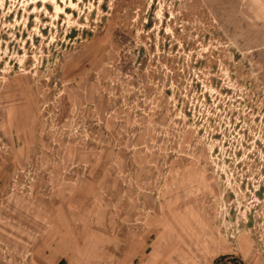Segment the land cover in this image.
I'll return each mask as SVG.
<instances>
[{
  "label": "rangeland",
  "instance_id": "374dc122",
  "mask_svg": "<svg viewBox=\"0 0 264 264\" xmlns=\"http://www.w3.org/2000/svg\"><path fill=\"white\" fill-rule=\"evenodd\" d=\"M0 264H264V0H0Z\"/></svg>",
  "mask_w": 264,
  "mask_h": 264
}]
</instances>
